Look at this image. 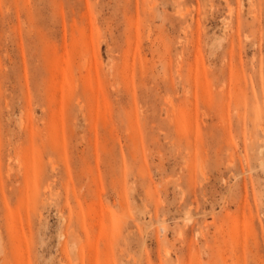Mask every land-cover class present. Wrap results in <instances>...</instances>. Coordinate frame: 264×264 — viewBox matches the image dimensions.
I'll return each instance as SVG.
<instances>
[{
    "label": "rangeland",
    "instance_id": "1",
    "mask_svg": "<svg viewBox=\"0 0 264 264\" xmlns=\"http://www.w3.org/2000/svg\"><path fill=\"white\" fill-rule=\"evenodd\" d=\"M262 90L264 0H0V264H264Z\"/></svg>",
    "mask_w": 264,
    "mask_h": 264
},
{
    "label": "bare ground",
    "instance_id": "2",
    "mask_svg": "<svg viewBox=\"0 0 264 264\" xmlns=\"http://www.w3.org/2000/svg\"><path fill=\"white\" fill-rule=\"evenodd\" d=\"M230 9V8H229ZM228 9V11H230ZM229 28H230V26H228ZM232 28V27H231ZM238 28V27H237ZM236 30H238V29H236ZM237 32V31H236ZM246 38V37H245ZM262 92H264V90H262ZM263 95V94H262ZM264 96V95H263ZM262 96V97H263ZM237 99H238V97H237ZM262 100H264V99H262ZM236 101V100H235ZM240 102V101H239ZM236 105L238 106V103L236 102ZM235 105V107L237 108V106ZM239 108H241V106H240V104H239ZM237 110H239L238 108H237ZM238 111H236V113H237ZM258 112V111H257ZM244 113H245V111H244ZM243 113V118H244V115L246 116V114H244ZM255 113V112H254ZM238 114V113H237ZM259 116L257 117V118H255L254 117V122H253V127L251 128V131L249 132V130H248V132L249 133H247V135H249V137L251 138L253 135H257V133H264V122L262 121L263 120V118H264V113H260V114H258ZM240 117H241V115H239ZM248 118V117H247ZM244 132V131H243ZM246 133V132H245ZM100 216V215H99ZM72 228V227H71ZM76 232H77V230H76ZM112 242V241H111ZM109 243V242H108ZM112 247V246H111ZM111 252V251H110ZM113 252V251H112Z\"/></svg>",
    "mask_w": 264,
    "mask_h": 264
}]
</instances>
